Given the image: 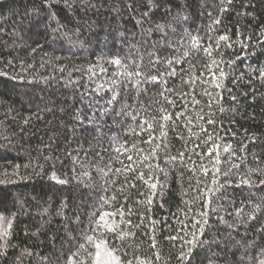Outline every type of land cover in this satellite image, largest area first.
<instances>
[{"label": "trees", "instance_id": "trees-1", "mask_svg": "<svg viewBox=\"0 0 264 264\" xmlns=\"http://www.w3.org/2000/svg\"><path fill=\"white\" fill-rule=\"evenodd\" d=\"M0 264H264V0H0Z\"/></svg>", "mask_w": 264, "mask_h": 264}, {"label": "snow or ice", "instance_id": "snow-or-ice-1", "mask_svg": "<svg viewBox=\"0 0 264 264\" xmlns=\"http://www.w3.org/2000/svg\"><path fill=\"white\" fill-rule=\"evenodd\" d=\"M117 63H118V61H117ZM166 118H167V117H166ZM208 122H209V123H213V121H211V120H209ZM205 131H207V130H205ZM208 155H211V152H209ZM129 159H131V157H129ZM152 187H155V184L152 185ZM105 215H108V214H107V213L102 214V215L100 216V220H103ZM169 238H170V239H175L176 237H169ZM187 243H188V244H191V245H193V246H195V245L198 243V240H197V237H196L195 233H193V237H192V239L189 240V241H187ZM99 247H100V245H97V248H99ZM191 251H192V249H189V252L184 253L183 255H181L180 257H178V259H180L181 261H184V260H186V259H189V258H190V253H191ZM96 258H97V260L100 259V254H99V253H97V257H96Z\"/></svg>", "mask_w": 264, "mask_h": 264}]
</instances>
